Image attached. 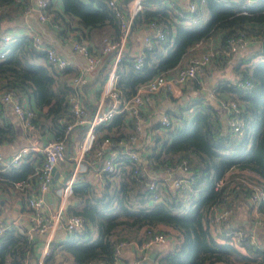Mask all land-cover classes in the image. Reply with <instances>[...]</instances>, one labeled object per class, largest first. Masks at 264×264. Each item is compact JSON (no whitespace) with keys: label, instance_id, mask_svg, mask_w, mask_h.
<instances>
[{"label":"trees","instance_id":"trees-1","mask_svg":"<svg viewBox=\"0 0 264 264\" xmlns=\"http://www.w3.org/2000/svg\"><path fill=\"white\" fill-rule=\"evenodd\" d=\"M170 1L173 0H140L141 7L131 18L127 38L134 29L144 28L151 19L161 24L164 37L152 41L150 48L141 49L142 62L138 68H133L131 47L120 51L114 68L117 74L115 88L123 97H129L152 75L167 73L183 64L185 61L180 63L182 56L189 47L197 42L205 43L216 34L214 55L201 72L214 68L216 72L218 64L229 63L237 54L230 65L233 77L217 78L213 88L217 96L237 104L239 129L228 131L226 116L220 117L224 113L221 107L192 95V91L200 87L197 74L187 78L180 99L185 98L181 107L184 114L176 125L154 138L144 158L153 168L160 169L184 160L186 174L192 178V183L182 191H160L158 183L155 190H151L144 179L134 178L135 165L128 160L119 163L113 172H102L101 180L88 175L93 172V166L101 165V158L93 155L97 143L103 137L113 139L126 134L120 129L123 118L120 113L95 125L93 144L81 159L85 169L75 172L66 208L67 213L82 217L83 228L67 233L61 240L50 239V249L43 264H92L91 261L96 259L102 264H111L115 242L130 239L116 230L150 227L166 233L157 228L159 225L171 228L169 233L177 243L165 255L156 258L161 264H264V241L254 237L250 242L251 235L246 229L255 220L250 216L251 210L264 215V199L255 207L248 199L242 201L247 211L245 221L239 227L233 226L230 217L231 226L242 232L237 246L227 240H216L209 230L211 209L223 192V187L215 188L214 184L228 171L252 172L264 190V53L260 51V43L247 53L223 52L226 39L239 33L253 35L259 41L264 39V0H204L192 12L184 11L180 3L171 4ZM27 4V0H0V30L6 29L8 18ZM60 4V10L51 8L48 0L45 7L48 22L55 23L59 33L85 28L84 37L117 39L119 22L104 0H60ZM122 10L125 12L124 7ZM180 10L186 17L178 16ZM75 37L80 36L76 34ZM194 51L191 50L189 55ZM112 54L113 51L104 54L99 65L88 73L89 77L76 86L82 94L84 117H89L94 110ZM76 72L71 67L55 69L43 52L32 46L28 34H14L0 58V93L11 90L19 99H31L36 136L40 138L47 132L50 137H61L65 125L72 119L67 97L74 89L68 85V79ZM244 79H248L250 85L239 86L238 81ZM89 89L94 93L92 100L85 96ZM14 133L13 121L0 101V142L10 141ZM33 170L32 164L25 161L0 172V177L5 176L13 183L25 179ZM239 190L232 197L238 196ZM154 191L161 194L162 201L152 198ZM24 230V227L10 225L0 234V264L36 262V248H40L37 243L42 237L28 240ZM255 230L262 232L264 238V226Z\"/></svg>","mask_w":264,"mask_h":264},{"label":"built area","instance_id":"built-area-1","mask_svg":"<svg viewBox=\"0 0 264 264\" xmlns=\"http://www.w3.org/2000/svg\"><path fill=\"white\" fill-rule=\"evenodd\" d=\"M48 0H34L36 4V20L38 23H44L48 16L45 12V7ZM114 11L115 17L118 19L120 32L117 39L112 37H103L101 39V46L99 49L91 47L83 37L71 38L72 52L82 58L80 69L68 79V85L74 90L68 95V111L72 119L65 125V131L61 137H50L39 139L38 137H31L29 141L20 146L8 158L2 156L0 152V172L5 171L10 166L22 161L31 151H36L40 155V160L34 168L32 175L36 178L37 191L34 195L27 197L26 204L30 208V215L27 223L29 227L24 230L28 240L42 237L43 244L35 264H43L42 260L49 252V240L52 231L57 226H62L63 229L70 232H79L83 228V219L76 214H69L66 211L69 203V197L72 192L71 184L73 182L74 174L81 165V159L86 151H88L94 141L93 127L99 123L106 122L113 114L120 113L124 118V122L130 127V132L124 136H119L113 139L103 137L93 149L95 158H101V165L95 166V173L101 180V173H110L116 170L119 163L128 160L134 163L135 167L132 171L134 178L144 179L148 189L155 190L157 182L162 180L168 181V189L182 191L190 186L192 178L186 174V164L184 160L173 165H165V174L156 175L151 173L142 163V157L145 155L151 145L154 143V138L162 131H166L176 125L182 114L181 101L182 86L187 78L195 76L201 72L212 55L215 52V42H197L193 46L199 47V51L189 55L183 64L176 67L171 74L166 72L156 73L150 78L140 83L134 93L129 97H123L115 88V80L117 74L114 71L115 63L120 55V51L127 48V38L129 25L132 16L140 9V0H104ZM204 0H186L182 5L184 11H194L200 3ZM171 4L177 3L176 0L170 1ZM30 4L22 7L23 11L31 9ZM122 7L125 8L123 12ZM180 18H184L183 11L177 12ZM13 33L7 30H0V58L3 57L5 46L10 41ZM31 37L32 46L43 52L47 62L55 69L61 70L70 66L71 62L61 55L56 49L42 42L40 32H33L29 35ZM164 37L161 24L154 19L148 21L144 27V33L141 37L143 47L150 48L152 41H160ZM260 41L253 35H245L239 33L230 36L226 39L223 52L225 54H236L239 51H244L252 44H257ZM200 45L202 48L200 49ZM142 47V48H143ZM113 51L110 67L107 76L98 89L97 98L93 112L89 117L83 116V104L81 102L82 94L76 89L78 84L84 81L85 73H89L101 62L102 56ZM142 62V50L133 54L132 65L133 68H138ZM239 86L245 87L250 85L248 79L238 81ZM164 88H166L164 90ZM162 93L164 100L167 102L169 108L160 111L155 118L153 126L156 131L152 134V138L146 142L141 140L140 132L143 123L144 111L146 107H150L154 95ZM209 96L215 99L219 107L224 109L228 131L235 132L239 129V121L237 119L238 107L237 104L227 98L217 96L214 88L208 89ZM88 98L89 93H85ZM178 99V102H177ZM25 99H19L11 90H3L0 93V101L5 106L7 112L13 114L15 119L20 123L25 131H32L35 125L32 121L33 108L24 102ZM149 113H146V116ZM228 116V118H227ZM122 118V119H123ZM128 122L130 124H128ZM155 124H157L155 126ZM83 127V135L78 143L74 155V167L70 175L53 190L56 206L51 216H46L41 208L45 203V192L49 190L51 185V169L56 164L61 162L64 158V141L65 137L76 127ZM163 134V133H162ZM147 150L146 153L143 151ZM144 153V154H142ZM233 169L228 171L222 178L218 179L214 187H223L222 194L217 204L211 209L209 217V230L211 235L219 241L227 240L229 243L237 246L240 243L242 232L239 228H233L229 222L232 213V196L235 191L246 196V198L255 205L264 199V190L262 186L252 181L240 179V184L234 180H238L236 176L230 178ZM24 179L14 182V185L19 186L23 184ZM166 189L164 191H166ZM152 198L156 201H162L161 194L154 191ZM256 214V213H255ZM258 217L254 225L264 226V219ZM9 224L0 223V234L8 227ZM250 242L253 241L254 236L250 233ZM168 236L166 233L154 230L147 227L143 230L142 237L137 240L119 239L114 244L113 261L111 264L121 263L119 252L128 245L129 242L134 241V247L138 255L143 258L146 249L155 244H162L167 242ZM155 264H161L156 262Z\"/></svg>","mask_w":264,"mask_h":264},{"label":"crops","instance_id":"crops-1","mask_svg":"<svg viewBox=\"0 0 264 264\" xmlns=\"http://www.w3.org/2000/svg\"><path fill=\"white\" fill-rule=\"evenodd\" d=\"M28 3L31 5V9L28 11H23L22 8L18 10L14 15L9 17V22H7L8 27L6 29L2 30H7L10 31L11 33L14 34H19V33H26L28 35L32 34L33 32H40V37L43 43L49 44L53 46L57 52H59L61 55L66 57L70 62V66L72 69H76L77 71L80 69V66L82 64V58L79 55H76L74 52H72V47H71V38H74L76 34H78L80 37H83L87 42L90 43L91 47H94L96 49H99L101 46V40L99 39H92V37H84L83 34L86 33V29L83 28L81 30L77 29H68L62 33L58 32L57 26L55 23H49L48 20L45 21L44 23L40 24L36 20V11L34 10L32 4L34 3V0H27ZM186 0H176L177 3H180L181 5L185 4ZM251 1V0H248ZM51 2V8H55L60 10L61 4L60 0H50ZM83 33V34H82ZM144 33V28H136L133 30L132 34L130 35L128 39L127 46L128 48L131 47V52L135 54L136 52H139L143 45L141 42V37L142 34ZM216 36V34H215ZM215 36L209 37L205 40V42H215ZM260 43V42H259ZM257 44H252L250 47L245 49L242 52H249L251 51L252 48H255ZM250 48V49H249ZM191 50H195L194 52H197V47H189L187 52L182 56L181 62L185 61V59L189 56L191 53ZM237 55V54H236ZM236 55H233L232 58L229 60V64L231 65L234 61V57ZM180 65V64H179ZM177 65V66H179ZM173 67L169 71H167V74H171L174 69L177 67ZM215 68L214 69H208L206 72H199L197 73L196 77L198 78V82L200 83V87L196 90L192 91V95H195V97L200 98L203 102L211 104L215 107H217V103L215 102V99L212 96H209L208 89L210 87H214V82L217 79V75H215ZM224 72V71H223ZM89 74L85 73V78H88ZM233 76H231L232 78ZM166 88H164L165 90ZM85 93H89V97L91 100L94 97V93L91 89L86 90ZM198 94V95H197ZM183 95V94H181ZM182 97V96H181ZM193 98V97H191ZM185 100V98L183 99ZM182 100V101H183ZM24 102L30 106L32 105V101L29 98V101L25 98ZM178 102V99H177ZM219 107V106H218ZM144 111V117H143V123L141 126V132H140V137L141 140L146 142L149 138H152V133L156 131L155 127L153 126V123L155 121L156 115L160 111H164L169 106L167 105V102L164 100L162 93H158L153 96L151 105L150 107H146ZM222 109V108H221ZM224 112V109H222ZM149 113V115L146 116V113ZM182 114L184 112L182 111ZM7 115L9 118L12 119L13 125H14V130L15 133L13 134V137L11 138L10 141H2L0 142V152L3 157L8 158L10 155H12L20 146L26 144L31 137H38L36 136L32 131H25L20 123L15 119L12 113L9 111L7 112ZM225 112L223 115L220 117L224 119ZM122 124L120 127L122 128V133H129L130 132V127L124 122V118L122 119ZM128 124H130L128 122ZM83 127H76L73 129L67 137H65L64 141V158L61 162L56 164L55 170L52 173L51 172V185L49 187V190L45 192L44 198H45V203L44 206L41 208V211L46 215V216H51V214L54 212L55 206H56V200L53 194V190L56 189L63 181L64 179L71 174L73 167H74V155L76 152V148L78 146V143L81 139V136L79 138V133H83L82 130ZM120 128V129H121ZM123 134V135H124ZM77 135V136H76ZM82 135V134H81ZM39 138V137H38ZM45 138H50V135L45 132L43 135H40L39 139H45ZM144 153L147 152V150L143 151ZM142 153V154H144ZM40 155L36 151H31L27 157H25L22 161L18 162L15 165H18L21 162L29 161L33 168L37 166V161L39 160ZM142 163L143 165L151 172L156 175H164L165 174V168L160 169L159 167L153 168L149 161L147 162L144 158V155L142 157ZM95 166L92 167L93 172L89 173L88 175L91 176L94 180H99L95 173ZM85 169V164L81 163L79 169L77 171H82ZM231 174H234L238 180L242 176H246L251 179V181L258 182V178L253 175L252 172L247 171V170H237L234 169ZM75 176V174H74ZM69 177V176H68ZM230 178H234V176L230 175ZM74 179V178H73ZM260 182V181H259ZM160 185V191H164L166 187H168V181L167 180H160L157 182ZM170 189V187L168 188ZM37 191V183H36V178L32 175L29 174L25 179L23 184L16 186L13 183L8 182L5 176L0 177V223L5 225L9 224L12 226L16 227H26L23 225V223L18 222L17 219H20L24 223H27L29 215H30V208L26 204V199L29 196H32L36 193ZM239 193V194H238ZM238 196H234L232 198V213H237L236 215H232V223L233 226H240L239 224H242L245 221V213H246V206L243 204V200H247L246 196L241 195L240 192H237ZM254 207V206H253ZM255 210L250 211V216L255 217V220L258 218L257 213L255 214ZM261 219H264V215H258ZM15 218V219H14ZM251 222V219L249 220L252 225L246 226V229H251L252 235L259 239L257 236V232L255 230L256 226L254 225V222ZM21 226V227H20ZM157 228H162L163 230H166V234L168 236V240L165 243L162 244H155L146 249L144 253V257L141 258L137 251L135 250L134 247V241H131L128 243L127 246L123 247L121 251L119 252V258L121 259V263L123 264L127 262V264H155L157 262L156 258L161 257L165 255L168 251H170L177 243L175 241L174 236L169 233L171 228L163 225L157 226ZM142 228L139 230L136 229H125L121 231L116 232H121L122 234L128 236L131 240H137L142 237L143 234ZM68 232H66L62 226H57L51 233V238L53 240H61L63 239ZM128 239V240H130ZM261 240V239H259ZM264 241V240H261ZM40 245V248H38L37 245ZM43 240H41L40 243H37V248H36V254L37 258L40 253V250L42 248ZM153 255V258L151 259L149 256ZM92 264H102L100 259H96L94 261H91ZM29 264H35V262H29Z\"/></svg>","mask_w":264,"mask_h":264},{"label":"rangeland","instance_id":"rangeland-1","mask_svg":"<svg viewBox=\"0 0 264 264\" xmlns=\"http://www.w3.org/2000/svg\"><path fill=\"white\" fill-rule=\"evenodd\" d=\"M216 72H215V75H217V78H219V77H221V76H223V77H227V78H230L231 76H233V70H232V68L230 67V64L228 63V61L226 62V64L225 65H217L216 66ZM224 71V72H223ZM194 99V98H193ZM121 128V127H120ZM80 129V128H79ZM80 130H82L83 131V129H80ZM121 131H122V128H121ZM83 135V133H79V138H80V136H82ZM77 136V135H76ZM240 179H242V180H246V181H250L251 183H253L252 181H251V179L250 178H248V177H246L245 175L244 176H242V177H240L239 178V180H234L236 183H238V184H240Z\"/></svg>","mask_w":264,"mask_h":264},{"label":"water","instance_id":"water-1","mask_svg":"<svg viewBox=\"0 0 264 264\" xmlns=\"http://www.w3.org/2000/svg\"><path fill=\"white\" fill-rule=\"evenodd\" d=\"M32 6H33L34 9L36 8V4H35V3H33ZM260 51L264 53V39H262V40L260 41ZM54 170H55V167H52L51 172L53 173ZM51 180H52V179H51ZM14 219H15V218H14ZM17 221L20 222V223L22 222L23 225H24L26 228L29 227V224H28V223H24V222L21 221L20 219H17ZM248 232H251V229H249ZM257 236H258L259 239L264 240V238H262V232L257 233ZM149 257L152 259V258H153V255H150Z\"/></svg>","mask_w":264,"mask_h":264}]
</instances>
